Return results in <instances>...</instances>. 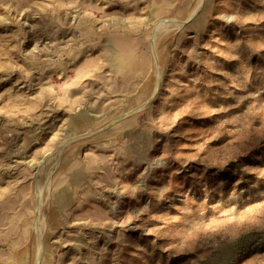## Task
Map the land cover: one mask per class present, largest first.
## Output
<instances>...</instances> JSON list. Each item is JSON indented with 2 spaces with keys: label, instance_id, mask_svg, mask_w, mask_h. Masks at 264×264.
<instances>
[{
  "label": "rangeland",
  "instance_id": "374dc122",
  "mask_svg": "<svg viewBox=\"0 0 264 264\" xmlns=\"http://www.w3.org/2000/svg\"><path fill=\"white\" fill-rule=\"evenodd\" d=\"M0 264H264V0H0Z\"/></svg>",
  "mask_w": 264,
  "mask_h": 264
}]
</instances>
